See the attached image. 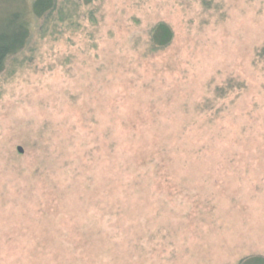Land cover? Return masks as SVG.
Here are the masks:
<instances>
[{
	"label": "rangeland",
	"instance_id": "374dc122",
	"mask_svg": "<svg viewBox=\"0 0 264 264\" xmlns=\"http://www.w3.org/2000/svg\"><path fill=\"white\" fill-rule=\"evenodd\" d=\"M32 3L0 0V264L264 255V94L249 82L220 119L199 112L231 76L250 80L264 0H182L190 54L187 37L174 41L158 55L161 71L135 69V54L88 60L66 42L69 30L48 35L34 57L48 18ZM159 35L168 40L166 28ZM71 53L80 55L62 65Z\"/></svg>",
	"mask_w": 264,
	"mask_h": 264
},
{
	"label": "trees",
	"instance_id": "16d2710c",
	"mask_svg": "<svg viewBox=\"0 0 264 264\" xmlns=\"http://www.w3.org/2000/svg\"><path fill=\"white\" fill-rule=\"evenodd\" d=\"M69 1L33 0L32 9L34 15L38 18H48L45 23L46 29L44 33L38 38V42L36 41L33 47L32 55L34 57H36L39 43H42L48 35L58 36V34L66 30L72 33L75 32L74 34H67L68 39L66 42L72 41V44L76 48L83 49L85 56L91 61L93 58L99 60L102 54H135L139 56L137 60H133L138 62V67L135 69L144 68V66L150 67L152 65L153 68L156 67L157 70L161 71L163 65L156 66L160 63L158 55L164 54L166 49L174 44V41H184L186 37L187 44L181 42L182 45L185 44L184 51L182 52L183 54H190L186 50H189L188 48H190V44L192 43L188 39V32L191 27L189 22L193 18L185 16L183 9L178 8L182 0H77L79 1L78 3L74 2L70 8H66L65 6L68 5ZM196 2L201 7L209 8L213 6V0H196ZM56 9L59 10L58 14ZM206 14L207 11L205 10L201 18L206 17ZM48 22L53 26L55 24L54 31L51 28L52 26L48 25ZM186 24L187 32L185 34L183 33V29ZM95 25L97 26L96 32L91 29ZM162 27L166 28L169 36L168 40L164 42L159 35ZM78 41L82 43L80 44ZM131 42L132 45H130ZM122 43H124V47L126 45L128 50L120 47ZM20 52L22 50L17 51V53L7 54L4 69L8 67L7 63L11 57ZM77 55L79 56L80 54H67L64 59L62 56L61 64H72L75 58H78ZM133 61H130L132 63L130 64L131 66H133ZM252 64L253 73L251 71L250 80L247 77L238 79L231 76L232 81L229 83V86L222 87V85H218L217 88L214 87L211 90L213 97L216 99L215 103L220 105H216L215 103L210 106L206 105L207 108L201 109L199 112L209 114L213 120L220 119L225 115L222 114L225 112L224 110L230 109L232 106H228L227 103L234 102L248 89L250 87L249 82L259 84L262 92L261 95H263L264 44L256 48ZM9 66L11 68L7 70L14 73L16 65ZM164 66L170 69L169 66ZM169 75L161 79L164 84H166L167 78H169V83L172 82ZM172 75L174 76L175 73ZM256 76L260 78L257 79ZM179 87H181L180 92H184V87L181 84ZM229 88H231L230 91L228 90ZM231 93H233V96L230 95ZM217 99H221L222 101ZM239 264H264V255H248L240 260Z\"/></svg>",
	"mask_w": 264,
	"mask_h": 264
},
{
	"label": "water",
	"instance_id": "95a60500",
	"mask_svg": "<svg viewBox=\"0 0 264 264\" xmlns=\"http://www.w3.org/2000/svg\"><path fill=\"white\" fill-rule=\"evenodd\" d=\"M19 150H20V152H22V151H23V149H22L21 147L19 148Z\"/></svg>",
	"mask_w": 264,
	"mask_h": 264
}]
</instances>
